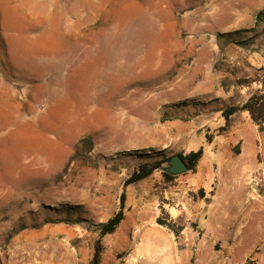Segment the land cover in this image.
Returning <instances> with one entry per match:
<instances>
[{
    "label": "rangeland",
    "instance_id": "rangeland-1",
    "mask_svg": "<svg viewBox=\"0 0 264 264\" xmlns=\"http://www.w3.org/2000/svg\"><path fill=\"white\" fill-rule=\"evenodd\" d=\"M263 10L264 0H0L10 84L0 92V264H90L97 225L124 190L126 217L101 239L102 264H167L172 249L182 264H264V124L239 111L217 136L224 109L264 95ZM205 145L220 193L202 214V196L184 205L170 184L191 172L168 181L160 170L124 189L141 164ZM159 218L184 227L181 238Z\"/></svg>",
    "mask_w": 264,
    "mask_h": 264
},
{
    "label": "trees",
    "instance_id": "trees-1",
    "mask_svg": "<svg viewBox=\"0 0 264 264\" xmlns=\"http://www.w3.org/2000/svg\"><path fill=\"white\" fill-rule=\"evenodd\" d=\"M263 18H264V10L257 15L256 24L260 25V22L263 20ZM236 33L240 34L241 32H236ZM242 45H246V44L243 43ZM239 111H247L250 115L251 120L257 126L260 127V130L263 129L262 125L264 124V95L254 94L242 107L231 106L222 111L221 115L225 120V125L218 129L217 136L222 135L231 127L232 116H234ZM213 139L214 137L212 135H206V141L208 143H213ZM203 154H204V148L201 147L198 151L191 152L187 156H183L181 154L180 156L182 157L183 160H187L189 162L191 171L195 172ZM170 159L171 158L154 160L152 162L141 164L131 174V176L124 182V189H126L129 186L138 184L141 181L152 176L155 172L162 170L163 166L166 163H168ZM162 174L164 178L168 181H172L175 179L174 176H171L166 172H162ZM198 194L202 196V198H204L205 196L203 190H200ZM126 201H127V195H126V191L124 190L119 198V208L117 212L107 222L100 223L97 225V229L99 230L100 233V239L96 243L93 258L90 264H102L103 245L101 239L108 235H113L125 220ZM80 222H85V221L81 220ZM157 224L168 228L174 234L177 240L181 238L182 233L184 231V227L179 226L172 219H168V221H165L159 218L157 220Z\"/></svg>",
    "mask_w": 264,
    "mask_h": 264
},
{
    "label": "crops",
    "instance_id": "crops-1",
    "mask_svg": "<svg viewBox=\"0 0 264 264\" xmlns=\"http://www.w3.org/2000/svg\"><path fill=\"white\" fill-rule=\"evenodd\" d=\"M0 77H2V76H0ZM2 78H3V80H0V83H2L3 88H2V90H0V92L2 91V93H5V89H6L7 94H9L10 84L7 83V86L5 88L4 87L5 80H4V77H2ZM239 141H241L240 156H242L244 154L243 141L237 139L235 141V144L239 143ZM215 142L216 141H214V140H213V143H208L206 141V145L215 146ZM206 145L203 146L204 154L198 163L196 171L195 172L191 171L192 174H191V176H189V178L181 176V178L175 179L174 182L170 183L171 185H175L176 183L179 184L178 187L181 190L179 195L183 199V201H182L183 204L186 203L185 199L187 198V195L192 193L193 195L198 196V192L200 190H203L204 195H205L204 198L198 197V200L195 202L196 203V209H199L201 214L206 209V205H212L217 201V199L219 197V193H220L219 183L215 186L212 184V181L215 178H218V175H220L219 167H218L216 161L212 160L211 157L206 153V151H207ZM215 151L217 152V150H215ZM218 156L219 155H216V157H218ZM227 157H229V156H227ZM237 185H239V184H237ZM236 186L234 188H236ZM171 189H173V188L171 187ZM232 191H233V188H232ZM203 218H204V221L208 220V216L205 215L201 219L199 218L200 221ZM200 221H199V225H200ZM202 230L205 231V229H202ZM226 231L228 232L226 235L230 236L231 229L227 228ZM172 250H173V252L170 255L169 254L164 255L165 262L167 264H182L180 262V259L177 260L175 258V250L174 249H172Z\"/></svg>",
    "mask_w": 264,
    "mask_h": 264
},
{
    "label": "water",
    "instance_id": "water-1",
    "mask_svg": "<svg viewBox=\"0 0 264 264\" xmlns=\"http://www.w3.org/2000/svg\"><path fill=\"white\" fill-rule=\"evenodd\" d=\"M162 170L174 177L191 172L189 162L187 160H183L179 154L173 156L168 161L167 166L162 168Z\"/></svg>",
    "mask_w": 264,
    "mask_h": 264
}]
</instances>
